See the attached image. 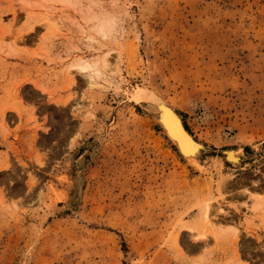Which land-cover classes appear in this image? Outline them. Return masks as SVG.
<instances>
[{
	"label": "rangeland",
	"instance_id": "374dc122",
	"mask_svg": "<svg viewBox=\"0 0 264 264\" xmlns=\"http://www.w3.org/2000/svg\"><path fill=\"white\" fill-rule=\"evenodd\" d=\"M0 264H264V0H0Z\"/></svg>",
	"mask_w": 264,
	"mask_h": 264
},
{
	"label": "bare ground",
	"instance_id": "6f19581e",
	"mask_svg": "<svg viewBox=\"0 0 264 264\" xmlns=\"http://www.w3.org/2000/svg\"><path fill=\"white\" fill-rule=\"evenodd\" d=\"M103 62H104V66L106 68H109L110 62L107 57L104 59ZM78 70L83 72L87 76L90 84L92 85L95 84L94 72L96 71L95 74L98 75L99 73H101L100 69L95 70L94 65L90 63L80 64L78 66ZM143 92L144 91L140 89L138 93L135 95L134 99L138 102L142 100L153 101L156 104L155 108L160 113L159 118L157 119H159V122L163 125L169 138L177 144L181 154L186 159L192 162L198 161L197 159L198 156L200 155L199 151L202 145L187 130L182 117L172 107H169L171 108L172 112H170L169 109L164 108L167 105L163 101L155 98L153 94L151 93L144 94ZM158 105H159V109H158ZM226 153L228 158L227 160L230 161L232 164L236 166L240 163L241 156L238 150L232 149V150H228Z\"/></svg>",
	"mask_w": 264,
	"mask_h": 264
},
{
	"label": "water",
	"instance_id": "95a60500",
	"mask_svg": "<svg viewBox=\"0 0 264 264\" xmlns=\"http://www.w3.org/2000/svg\"><path fill=\"white\" fill-rule=\"evenodd\" d=\"M164 108H167V109H169V111L170 112H172V110H171V108H169V107H167V106H165ZM207 150V148L202 144V146H201V148H200V153L199 154H202L203 152H205ZM227 151H225L224 152V156H225V158H227V153H226ZM228 159V158H227Z\"/></svg>",
	"mask_w": 264,
	"mask_h": 264
}]
</instances>
